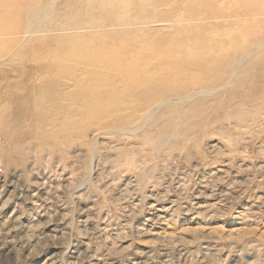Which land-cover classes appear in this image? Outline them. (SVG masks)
<instances>
[{
  "label": "rangeland",
  "instance_id": "rangeland-1",
  "mask_svg": "<svg viewBox=\"0 0 264 264\" xmlns=\"http://www.w3.org/2000/svg\"><path fill=\"white\" fill-rule=\"evenodd\" d=\"M0 212V264H264V0H0Z\"/></svg>",
  "mask_w": 264,
  "mask_h": 264
},
{
  "label": "bare ground",
  "instance_id": "bare-ground-1",
  "mask_svg": "<svg viewBox=\"0 0 264 264\" xmlns=\"http://www.w3.org/2000/svg\"><path fill=\"white\" fill-rule=\"evenodd\" d=\"M108 11V10H107ZM202 21V20H201ZM204 21V20H203ZM189 22H191V21H189ZM258 52V51H257ZM230 82V81H229ZM163 104V103H162ZM161 104V105H162ZM160 105V106H161ZM136 129H140V128H136ZM136 129H131L130 131H128V132H133V131H135ZM11 184V183H10ZM11 188H14L12 185H9ZM3 209V208H2ZM2 211V210H1ZM4 212V211H3ZM2 215V212H0V216Z\"/></svg>",
  "mask_w": 264,
  "mask_h": 264
}]
</instances>
